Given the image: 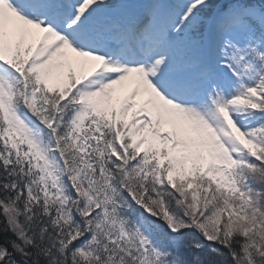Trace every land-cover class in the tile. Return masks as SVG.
Instances as JSON below:
<instances>
[{
    "label": "snow or ice",
    "instance_id": "6c2138e0",
    "mask_svg": "<svg viewBox=\"0 0 264 264\" xmlns=\"http://www.w3.org/2000/svg\"><path fill=\"white\" fill-rule=\"evenodd\" d=\"M0 264H264V0H0Z\"/></svg>",
    "mask_w": 264,
    "mask_h": 264
}]
</instances>
